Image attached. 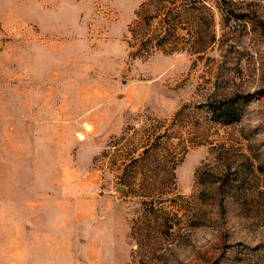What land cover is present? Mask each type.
<instances>
[{"label":"rangeland","instance_id":"rangeland-1","mask_svg":"<svg viewBox=\"0 0 264 264\" xmlns=\"http://www.w3.org/2000/svg\"><path fill=\"white\" fill-rule=\"evenodd\" d=\"M0 264H264V0H0Z\"/></svg>","mask_w":264,"mask_h":264},{"label":"trees","instance_id":"trees-1","mask_svg":"<svg viewBox=\"0 0 264 264\" xmlns=\"http://www.w3.org/2000/svg\"><path fill=\"white\" fill-rule=\"evenodd\" d=\"M240 99L243 100L244 98L237 95L231 97L230 99H225L223 102L216 103L211 110L214 114V120L224 126L237 122L241 114L240 108H238Z\"/></svg>","mask_w":264,"mask_h":264},{"label":"water","instance_id":"water-1","mask_svg":"<svg viewBox=\"0 0 264 264\" xmlns=\"http://www.w3.org/2000/svg\"><path fill=\"white\" fill-rule=\"evenodd\" d=\"M122 190V189H121Z\"/></svg>","mask_w":264,"mask_h":264}]
</instances>
